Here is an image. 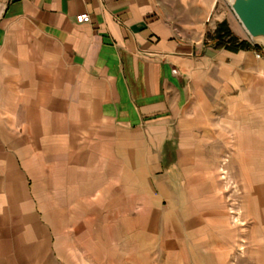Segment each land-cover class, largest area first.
<instances>
[{
    "label": "crops",
    "instance_id": "0c3cea01",
    "mask_svg": "<svg viewBox=\"0 0 264 264\" xmlns=\"http://www.w3.org/2000/svg\"><path fill=\"white\" fill-rule=\"evenodd\" d=\"M216 6L0 0V264H62L36 195L44 179L83 192L91 170L135 191L174 138L179 162L204 160L207 143L230 147L264 224V45L217 48L218 22L247 31L208 25ZM83 12L90 22L76 20Z\"/></svg>",
    "mask_w": 264,
    "mask_h": 264
},
{
    "label": "rangeland",
    "instance_id": "374dc122",
    "mask_svg": "<svg viewBox=\"0 0 264 264\" xmlns=\"http://www.w3.org/2000/svg\"><path fill=\"white\" fill-rule=\"evenodd\" d=\"M230 1L217 0L208 25L240 23ZM229 149L207 143L204 160L179 162L174 138L154 148L155 170L135 191L108 176L95 183L91 170L83 192L44 179L36 195L62 264H264L257 194L234 176Z\"/></svg>",
    "mask_w": 264,
    "mask_h": 264
},
{
    "label": "water",
    "instance_id": "95a60500",
    "mask_svg": "<svg viewBox=\"0 0 264 264\" xmlns=\"http://www.w3.org/2000/svg\"><path fill=\"white\" fill-rule=\"evenodd\" d=\"M230 5L249 36L264 42V0H231Z\"/></svg>",
    "mask_w": 264,
    "mask_h": 264
},
{
    "label": "trees",
    "instance_id": "16d2710c",
    "mask_svg": "<svg viewBox=\"0 0 264 264\" xmlns=\"http://www.w3.org/2000/svg\"><path fill=\"white\" fill-rule=\"evenodd\" d=\"M216 41V47L222 48L225 47L232 51H238L241 49H250V48H258L259 45H253L249 40L242 39L237 36L232 29L230 28L228 22L224 20L223 22L219 23L216 34L214 37Z\"/></svg>",
    "mask_w": 264,
    "mask_h": 264
},
{
    "label": "built area",
    "instance_id": "2783aa9c",
    "mask_svg": "<svg viewBox=\"0 0 264 264\" xmlns=\"http://www.w3.org/2000/svg\"><path fill=\"white\" fill-rule=\"evenodd\" d=\"M76 20L78 22H90L91 21V15L87 12L79 13L76 16Z\"/></svg>",
    "mask_w": 264,
    "mask_h": 264
}]
</instances>
